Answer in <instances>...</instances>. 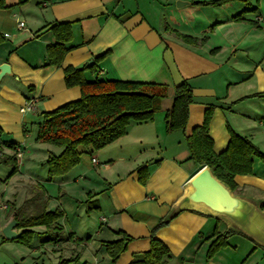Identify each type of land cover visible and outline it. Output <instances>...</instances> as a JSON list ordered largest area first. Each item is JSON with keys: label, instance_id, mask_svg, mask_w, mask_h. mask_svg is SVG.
<instances>
[{"label": "crops", "instance_id": "crops-1", "mask_svg": "<svg viewBox=\"0 0 264 264\" xmlns=\"http://www.w3.org/2000/svg\"><path fill=\"white\" fill-rule=\"evenodd\" d=\"M0 2L3 4L0 33L5 37L0 46V66L11 67V74L4 76L0 83V127L4 131L0 138V156L12 157L16 149L23 150V157L18 159L19 173L9 179V184L16 180L17 184L25 185V159L31 153L30 141H36L33 132L42 123V114L77 101L83 95L80 87L66 86L67 68L93 67L97 57L110 52L95 71L86 73L89 82L116 80L169 87V96L163 100L154 122H132L126 136L108 147L99 151L82 149L80 165L68 175L39 183L43 202L61 198L47 210L61 209L65 217L59 221L64 228L61 242L48 245L39 242L34 248L39 252L38 262L60 264L72 260L65 264H112L104 243L121 239L119 231L126 232L133 241L117 264H130L136 254L148 252L152 230L171 214L185 196L189 181L201 169L188 160L186 137L204 123L210 106H216L210 126L216 154H222L229 146V127L250 139L264 153V99L239 102L264 92V62L254 64L252 71L244 70L234 56L247 43L243 37L237 39L231 33V25L240 24H235V16L257 9L241 18L242 22L256 23V18L262 17L264 4L245 8L226 21L217 18L214 24L217 31H223L226 26L229 30L219 34L221 41L213 48L209 44L196 47L183 42L167 30L171 28L169 23L163 30L149 23L141 12L139 0ZM191 9L196 12V8ZM20 22L25 23L23 29L19 28ZM67 23L73 29L72 42L67 45L70 51L62 65L54 67L48 60V47L56 44L51 29ZM182 34L190 36L191 33ZM190 37L202 35L195 33ZM214 50L217 51L212 53ZM243 50L249 52L247 48ZM184 82L194 90L187 129L167 134L165 116L174 104L175 87ZM29 101H34V108L23 113L22 108ZM11 143L16 144L15 149L8 148ZM56 148L47 150L45 157L60 155L63 149ZM32 160V165L39 163ZM3 166L0 165V171ZM143 167L149 169L146 185L140 183L138 173ZM28 176L36 181L33 175ZM82 182L99 188L87 190L88 195H96L94 205L99 207V219L85 232L78 213L82 206L75 204L81 200L76 199L73 190L74 185ZM236 183L239 185L236 194L255 199L264 212V164L255 159L253 174L237 176ZM64 187H69L65 196ZM87 217L91 216L87 214ZM33 230L40 234L46 232L45 227ZM228 230L229 225L223 220L186 211L160 229L156 237L174 255L171 264H264V248L241 234H233L227 247L207 263L215 232Z\"/></svg>", "mask_w": 264, "mask_h": 264}, {"label": "trees", "instance_id": "trees-1", "mask_svg": "<svg viewBox=\"0 0 264 264\" xmlns=\"http://www.w3.org/2000/svg\"><path fill=\"white\" fill-rule=\"evenodd\" d=\"M230 0H221L215 4H194L197 6L222 7L223 3ZM0 6L3 4L0 2ZM257 9L251 10L255 12ZM249 12L244 11L234 17L235 22H242V16ZM171 34L178 39L192 46H202L206 38L197 39L178 33L168 27ZM56 39V44L48 47V60L52 66L62 65L70 49L67 45L72 42V24H58L51 29ZM5 42V37L0 33V46ZM110 52L95 59V65L87 68L69 67L65 70V81L68 88L80 87L81 98L77 101L67 103L60 108L44 112L43 121L39 125L37 141L63 149L60 155L51 154L47 160L49 180H54L69 174L80 165L84 152L99 151L113 144L120 138L126 136L128 127L132 122L146 123L154 122L156 115L161 111L162 102L169 96V87L163 84L125 82V81H104L97 80L89 82L86 79L88 71H95L96 66L103 62ZM264 99V92L243 98ZM236 102V103H239ZM194 103V90L188 82L175 87L174 104L165 116L167 134L186 132L190 106ZM216 106L208 107L205 113L204 123L196 127L186 137L190 151L189 161L198 167L209 166L215 176L229 186L234 192H238L237 176H248L253 174L255 159L264 164V153L248 138L238 135L229 127L230 143L225 152L218 155L214 151V140L210 136V126ZM1 126V125H0ZM4 135L0 127V138ZM8 148L15 149L16 144L11 143ZM17 150V149H16ZM0 165L13 167L12 178L19 173L17 154L12 157L0 159ZM140 183L146 185L149 179L148 167L138 171ZM9 177V179H10ZM93 195H89L92 198ZM95 196V195H94ZM93 196V197H94ZM93 203L90 202L89 211ZM48 200L42 203L35 214L24 216L17 221V229L22 230V236L16 240L20 244L31 246L36 236H45L44 244H57L62 240L64 228L59 221L65 217V212L57 209L54 212L47 210ZM95 209H99L95 206ZM170 223L162 221L155 227L150 236V250L139 253L132 258L130 264H171L174 257L166 244L157 239V232L168 226ZM45 227L46 232L40 234L33 231L34 228ZM122 238L113 242H105L104 247L112 259V264H117L120 257L128 250L133 238L126 232L119 231ZM232 232H215L214 242L211 243L207 253V263L222 248L227 247L228 239ZM71 263L72 260L62 261L60 264Z\"/></svg>", "mask_w": 264, "mask_h": 264}, {"label": "rangeland", "instance_id": "rangeland-1", "mask_svg": "<svg viewBox=\"0 0 264 264\" xmlns=\"http://www.w3.org/2000/svg\"><path fill=\"white\" fill-rule=\"evenodd\" d=\"M218 1L221 0H139V5L141 12L146 16L149 23H152L157 28L163 30L167 26V23H169L171 25L170 29L177 31L180 34L183 32L188 33L190 31V36L196 33L202 35V37L197 39L201 40L206 38L204 45L196 47H204L209 44V46L214 48L216 47L215 45H218L219 41H221L219 34L229 30V28L226 26L224 27L223 31H217V26H214L217 18L218 20L220 19L222 21H226L230 15H236L237 12H240L245 8H251L252 5L254 6L256 4H264V0H230L226 3H223L225 5L222 7H204L203 5H194L215 4ZM179 3H185L186 5L182 6L180 9L178 8L180 7ZM182 8H186V12L183 11ZM191 8H196V12ZM188 12L190 13L187 14ZM250 12L251 10H249L247 13ZM260 15H262V17H258L260 20H257L258 18H256V23L247 21L236 22L235 24H240L231 25L232 37L234 36L237 39L243 37L245 39L244 42L247 43L242 44L239 48L237 47L238 50L242 51H238L234 57L239 59L242 68H244V70H248V72L252 71L254 64L264 62V10ZM230 44L232 45L231 41ZM245 48H247L249 52L243 50ZM216 51L217 50H214L212 53H215ZM38 130L39 126L38 129H35V132H33V134L36 135V141H30L31 153L25 159V161H27V164L24 166L23 181L25 185L17 184L16 180L13 181L12 184H9V176L13 172L9 166L4 165L0 171V177L3 179L4 177L6 178L4 181L3 179H0V264H43V262L37 261L39 252H36V250L34 251V248H36L39 242L46 240L45 236H36L33 239V244L31 246H26L24 244L18 243L16 240H7L3 234L5 227H7L10 222L14 221L15 218L20 219L24 216L33 215L40 208H42L41 205L44 199L41 195V187L39 183L45 182V179L49 180L48 166L46 165L49 157L45 156L47 150L50 148L55 150L56 147L49 144H43L41 142L38 144ZM33 158L39 163L32 165L30 162ZM0 159H2V156H0ZM28 174L33 175L36 181L33 182L32 179L30 180ZM12 178L10 177V179ZM87 183L88 184L85 185L82 182L81 184L74 185L73 187L76 199L81 200V202L78 201L75 204L82 206L80 209L78 208V213H80L81 218H79L82 220L81 228L84 230V232L92 227V222H96L99 219V215L97 213L98 210L95 209V205L91 204L93 210L89 211L90 202L95 204V199H97L96 195H93L94 197L92 196V198H89V195L87 194V190L99 188H97V186H93L90 182ZM63 189V196H65V194L68 193L65 190H68L69 187H64ZM38 197H41V199ZM60 200V197H57L56 200L53 199V201L49 200L48 206L46 207L52 208L55 203L60 202ZM87 214H89L91 217H87ZM16 231L23 233L22 230H18L17 228Z\"/></svg>", "mask_w": 264, "mask_h": 264}, {"label": "water", "instance_id": "water-1", "mask_svg": "<svg viewBox=\"0 0 264 264\" xmlns=\"http://www.w3.org/2000/svg\"><path fill=\"white\" fill-rule=\"evenodd\" d=\"M184 5L186 4L179 3L180 7ZM10 74L11 67L8 64L1 65L0 83L4 76ZM179 201L165 222L171 223L186 211L207 214L227 222L229 232L244 235L264 248V212L259 203L253 198L234 193L215 176L209 166L202 167L192 177L185 196ZM17 224L14 220L3 230L7 240L14 241L22 236V232L16 231Z\"/></svg>", "mask_w": 264, "mask_h": 264}, {"label": "built area", "instance_id": "built-area-1", "mask_svg": "<svg viewBox=\"0 0 264 264\" xmlns=\"http://www.w3.org/2000/svg\"><path fill=\"white\" fill-rule=\"evenodd\" d=\"M257 20H260V18H258ZM25 27V23L20 22L19 23V28L23 29ZM34 108V101H29L26 102V104L24 105V107L22 108V112L23 113H27L29 111H31ZM16 154H17V158L20 159L23 157V150L21 148L16 150ZM93 163L96 164L97 161L95 159H93Z\"/></svg>", "mask_w": 264, "mask_h": 264}]
</instances>
